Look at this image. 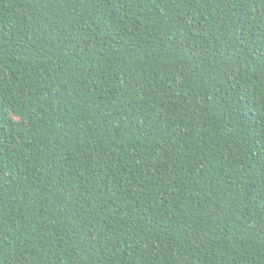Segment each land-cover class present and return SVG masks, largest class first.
<instances>
[{
	"label": "trees",
	"instance_id": "16d2710c",
	"mask_svg": "<svg viewBox=\"0 0 264 264\" xmlns=\"http://www.w3.org/2000/svg\"><path fill=\"white\" fill-rule=\"evenodd\" d=\"M0 264H264V0H0Z\"/></svg>",
	"mask_w": 264,
	"mask_h": 264
}]
</instances>
